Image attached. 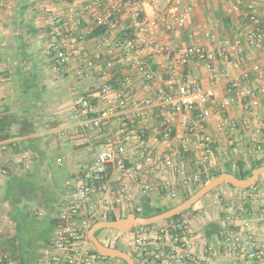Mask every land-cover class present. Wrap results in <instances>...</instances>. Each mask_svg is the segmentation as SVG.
<instances>
[{
  "label": "built area",
  "instance_id": "2783aa9c",
  "mask_svg": "<svg viewBox=\"0 0 264 264\" xmlns=\"http://www.w3.org/2000/svg\"><path fill=\"white\" fill-rule=\"evenodd\" d=\"M95 1L100 4L105 0ZM234 2L235 11L240 12L244 0ZM107 3L90 27L92 34L98 29L104 32L93 35L91 50L84 53L86 70L94 72L101 61H105L107 68H114L120 51L125 65L137 70L145 87L158 91L157 99L150 95L139 100L135 98V86L128 78L121 79L118 87L102 82L93 84L96 103L83 99L79 115L98 113L87 118L84 124L99 129L111 128L118 118L119 137L108 139L107 151L96 154L94 164L86 172L87 178H83L62 211V224L44 248L40 264H107V259L97 255L89 245L88 231L94 218L107 213L120 216L125 211L128 201L122 197L124 190L118 189L119 196L113 197L114 181L128 175L139 180L142 172L161 176L169 174L174 181L170 180L166 185L171 187L167 188L169 197L175 195L176 185L190 187L201 181L200 174L188 173L177 162L173 152L149 161L151 136L144 128L135 126L127 115V108L133 113H144L146 120L161 118L159 126L153 129L156 139L158 135L170 137V120L179 112L198 111V124L187 130L196 137L197 145L202 150V163L209 162L214 154V139L206 130L212 115L219 127L228 131L231 146H236L240 153L254 154L255 150L245 148L240 138L234 136L238 131L250 129V125L231 117L227 113L231 106L238 105L246 113L260 110L257 114L259 124L254 132L259 137V149L264 142V21L254 3L245 4V36L249 45L262 50L263 56L248 64L235 62L238 70L235 78L230 77L227 67L219 68L216 65L215 56L210 50L198 44H191L178 52L172 71L167 72L162 68L160 59L170 58L172 50L166 41L159 39V35L173 34L186 26L190 8L183 0H109ZM148 11L151 16L147 14ZM127 18L130 19L129 25L123 24ZM82 21V15L76 11L65 18H51V36L46 50L57 64H69L73 39L87 41L84 34L77 38L74 36ZM208 35L215 38L214 34ZM238 43L237 40H224L223 52ZM193 59L202 62L215 80L220 76L227 80L225 97L217 100L215 88L203 85L196 78L182 76L178 81L181 69ZM251 75L262 79L263 83L257 87H246L243 80ZM212 104L218 106L216 111L212 110ZM4 148L0 142V165ZM138 188L143 193H149L152 186L143 181ZM247 195L252 204L258 196L253 193ZM129 198L133 199L131 196ZM217 202L218 199L215 200ZM253 216L242 203L230 208L228 227L216 235L215 242L208 238L204 230L195 227L188 213L152 225L137 226L130 231L132 241L129 253L136 264H218L222 248L229 264H264V242L259 239L254 220L256 217ZM118 240L116 238L112 242Z\"/></svg>",
  "mask_w": 264,
  "mask_h": 264
},
{
  "label": "crops",
  "instance_id": "0c3cea01",
  "mask_svg": "<svg viewBox=\"0 0 264 264\" xmlns=\"http://www.w3.org/2000/svg\"><path fill=\"white\" fill-rule=\"evenodd\" d=\"M108 1L98 4L95 0H0V103L2 104L0 121L6 120L10 125L9 128L0 129L4 135L10 134L0 139L5 147L0 168L1 237L13 236L16 233L14 216H18L21 210L31 209L34 212L42 211L50 214L63 211L68 204L61 205V203L64 200L69 202L82 182L83 175L96 157V154L87 153L86 150L93 151L97 145L106 147L108 139L119 137L118 118L113 121L111 128L104 127V130L96 129L90 132L88 126L84 124L90 116L79 115L83 99H90L94 104L96 103L92 91L93 84L102 82L118 87L121 79L128 78L135 86V98L139 100L150 95L154 100L157 99L158 91L145 87L137 70L125 65L120 51L114 68H107L105 61H101L94 72L89 73L86 70L84 53L86 50H91L92 38L95 35L90 32V27ZM183 2L190 8L186 26L173 34L159 35V39L166 41L172 50L170 58L160 59V65L167 72L174 69L178 52L191 44H198L210 50L215 56L216 65L219 68L227 67L231 78L238 76L235 62L241 61L248 64L262 58V50L249 45L246 40L245 4L254 3L264 21V0H244L240 12L235 11L234 0H183ZM73 11L79 12L83 17L74 36L77 38L80 34H84L87 41L73 39L70 45V62L66 66H61L46 51L51 36V18H65ZM147 14L152 15L150 11ZM129 23L128 18L123 21L125 25ZM208 34H214L215 38L212 39ZM226 39L237 40L239 43L228 47L227 52H223V43ZM182 76L196 78L203 85L214 87L217 100L227 94V80L222 76L215 80L205 65L198 60L189 61L181 69L177 76L178 81L182 79ZM31 77L34 78L33 82L28 80ZM262 83L263 80L254 75L243 80L246 87H257ZM29 108H33L31 113L26 112ZM37 108L42 110V113L46 110L47 114L44 118L51 116V120L48 118L40 125L36 122V126H41L37 128L36 133L15 135L22 128L32 127L34 116H36L35 121L38 120V113L36 111L33 113ZM211 108L216 111L218 106L212 104ZM127 111L128 117L135 122V126L144 128L151 136L149 161H154L167 152H173L177 162L183 165L188 173H197L201 176L211 168L223 171L227 162L237 157L254 156L262 157L264 160V154H262L264 142L259 149V137L254 132L259 124L257 114L260 110L246 113L238 105L231 106L227 110L231 117L250 125V129L238 131L234 136L240 138L245 148L251 147L255 150L254 154L240 153L236 146H231L228 143V131L219 127L215 116L212 115L206 124V130L213 136L214 154L207 163H202V150L197 145L196 137L187 130L188 127L198 124V111L179 112L170 120V137L158 135L157 139L153 137V129L159 126L161 118L146 120L142 112L133 113L130 108H127ZM154 111L158 115V110ZM70 114L72 115L69 117ZM44 124H53L54 127L49 129ZM66 131L69 132L66 133ZM37 136L40 137L37 142L40 153L35 160V152L30 148L24 149V141ZM77 143L83 147L76 148ZM73 150L76 152L74 153ZM75 163H82L84 166L77 165L78 167L75 168L73 166ZM69 169L75 171H68ZM60 173L63 177H58ZM170 180L174 182L169 174L161 176L142 172L141 179L128 175L114 181L113 188L120 181L118 189L124 190V193L131 196L132 186L136 184L138 188V182H147L153 190L156 187L167 190L171 188L166 187ZM216 189H220L228 196V201L231 202L228 205L235 204L236 197L247 193V190L234 188L228 183L214 190ZM209 194L191 209L192 212L200 213L201 219L193 217L192 221L197 229L204 231L206 226H201V223H206L204 216L210 214L212 216L215 208L219 207L216 206L218 202L215 203L217 196ZM128 195L124 197L125 201H129ZM150 201L153 203L154 199L150 198ZM247 206V210L257 218H254L256 230L259 239L264 242L263 207H255L249 203ZM230 208L225 209L227 215ZM222 215L223 210L221 217L217 210L213 214L218 222L223 220ZM41 232L42 229H36L35 234L38 235ZM120 234L122 233L119 231L118 235ZM47 244L43 247L39 245L38 251L43 254ZM218 264H229V260L220 258Z\"/></svg>",
  "mask_w": 264,
  "mask_h": 264
},
{
  "label": "trees",
  "instance_id": "16d2710c",
  "mask_svg": "<svg viewBox=\"0 0 264 264\" xmlns=\"http://www.w3.org/2000/svg\"><path fill=\"white\" fill-rule=\"evenodd\" d=\"M102 32H104L103 29L101 30L98 29L95 35L101 34ZM53 60L55 61L54 58ZM32 110L33 108H29L26 112L31 113ZM35 111L38 113V117H37L38 120L35 121L36 116H34L32 127H29L28 129L22 128L18 130L15 133V135L24 136L27 134L29 135V134L36 133L37 128L41 127L39 125L41 124L42 121H45L48 118H50L49 120H51L50 115H49L50 117L48 118L46 117V119L44 118V116L47 114L46 110H43V113H42V110L37 108L33 111V113H35ZM71 115L72 114H70L69 117ZM96 115L97 113L95 112V113L89 114L88 116L93 117ZM36 122L39 123L38 126H36ZM44 125L45 126L47 125L49 129L54 127L53 124H44ZM9 126L10 125L7 124L6 120L0 121L1 130L2 128L3 129L6 127L9 128ZM88 129L90 132H94L96 129H99V128L88 126ZM99 130H104V128L99 129ZM68 132L69 131H66V133ZM6 135L9 136L10 134H6ZM6 135H4L3 131H0V139L5 138ZM39 140H40V137L37 136V137H30L29 139L24 141V149H28V148L32 149L35 152V160L38 156V153H40V149L37 145V142ZM76 145H75L76 148L83 147V145H79V143H77ZM40 158H42L41 155H40ZM261 166H264V160H262V157H254V156L239 157V158L237 157L235 160L231 162H227L225 169L223 171L216 170L211 175H206L203 173L201 183L199 184V186H197V190L201 188L208 180L218 176L222 172H231L239 178H247L253 174L255 169ZM1 167H2V164L0 165V168ZM83 178H87L86 173L85 175H83ZM258 183H259V180L256 182L255 185H257ZM119 184H120V181L116 183L114 187L119 186ZM229 185L232 186L231 184ZM162 191H165V190L163 189ZM190 195L192 194H187L183 198V201L188 199ZM65 203L69 204L67 200H64V202L61 203V205ZM194 205L192 207H194ZM174 206L175 204H172L169 206H163V207H159V206L155 207L154 204H152V202L150 201V199H145L139 204V206L133 207L128 212L125 210L124 212L120 214V216H116L113 213H107V214L98 216L92 220L91 226L97 221L115 220L118 217L124 218L130 213H135L138 216L149 217V216H153L161 212H164ZM192 207H190L188 210L192 209ZM188 210H186L185 212H187ZM185 212H182L181 214H178L170 219L176 218ZM61 213H62L61 210L55 213H51V214L44 213L42 211L34 212L31 209L30 210L26 209V211L21 210L20 214L18 213V216H14V219H15L14 223L17 229L16 233L13 236H8V237L0 236V264H40V260L42 258V252L38 251V247L39 245L43 247L47 243H49V240L51 239V237L54 235V232L56 231L55 229L61 226L62 224ZM36 229H42L41 234L36 235L35 234ZM103 230L104 229L97 231L96 236L98 237L99 233ZM206 231L208 234H210L211 232L209 228H207ZM102 242H104L107 246L120 248V247H117L115 244H113V242L111 243V241H106V242L102 241ZM92 249L96 252L97 255H99L100 257H104L95 249L93 245H92ZM105 258L107 260L108 259L121 260L118 258H111V257H105ZM121 261L127 264L125 261L123 260Z\"/></svg>",
  "mask_w": 264,
  "mask_h": 264
},
{
  "label": "rangeland",
  "instance_id": "374dc122",
  "mask_svg": "<svg viewBox=\"0 0 264 264\" xmlns=\"http://www.w3.org/2000/svg\"><path fill=\"white\" fill-rule=\"evenodd\" d=\"M28 80H29V82H33L34 78L31 77ZM31 92H33V91H31ZM258 144H260V143L258 142ZM260 149H261V147H260ZM262 150H263L262 151L263 153L262 152L261 153L264 154V143L262 146ZM86 151H87V153L90 152L92 154L103 153V152L107 151V147H105L104 145H97L93 151L92 150L91 151L86 150ZM73 152L75 153L76 151L73 150ZM64 164L65 163L62 161V165H64ZM93 164H94V159L92 160V163L89 165V167H91ZM77 165H80L81 167L84 166V164H82V163L81 164H79V163L73 164V166L75 168L78 167ZM55 167L58 168V166H55ZM216 170L217 169H215V168H213V169L211 168L207 172H204V174L211 175ZM68 171H75V170L69 169ZM60 176L63 177V175L61 173L58 174V177H60ZM57 179H61V178H57ZM201 180H202V175H201ZM140 183L141 182H138L137 185H139ZM200 183H201V181L195 185L190 186V187H184V186H177L176 185L175 195L170 196V197L168 196V191L166 189H165V191H162L161 189H158L155 186L156 189L153 190V187H152V189L149 191V193H143L142 189L136 188V184H134V187L132 186V190H131V197H133V199L128 201V203L125 207V210L128 212L133 207L139 206V204L144 199H150V198L154 199V202L152 204H154L155 207H157V206H159V207L169 206L172 204L177 205L178 203L183 201V198L187 194H193L194 192H196L197 186H199ZM130 184H132V183H130ZM244 190H247L246 191L247 193L245 195H241V196L236 197V200L234 201L235 204H231V205H228V203H231L230 201H228V198H227L228 196H226L224 192H221L220 189L213 190L210 193L211 195L213 194V195L217 196L218 203L216 204V206H219V207H216L215 209L218 211V214L220 215V217H221V213L223 210V215H222L223 220L222 221L218 222V221H216V219H214L213 214L216 213V210H215L214 213L212 214V216H210L211 214L209 216H206V215L204 216L206 218V223H201L202 224L201 226H203V227L206 226V230H207V228L210 229V231H211L210 234H208L207 231H205V232L209 236L208 238L210 240L212 239L213 242L216 241V235L228 227L229 220H228V215L225 213V209L230 208V207L232 208L236 204H240V203H242L246 209L248 207L247 203H249L250 205H253L255 207H259V208H262L264 206V181L262 178L259 180V183L257 185H254L253 187H251L249 189H244ZM113 192H114L113 197L119 196L118 186H115L113 188ZM249 193L258 194V196L255 197V201L253 204L250 203L251 201L249 200V197L247 195ZM123 194H124V196L121 195L123 198L126 195H128V193H124V192H123ZM135 202H139V204L135 205L134 204ZM196 210H198V209H196ZM185 213H188L189 216L191 217V219L193 217L194 218L197 217V219H201V215L197 211L195 213L194 211L192 212L190 209ZM118 233H119V231L114 230V229H104L103 231H101L99 233L98 238L101 241H105V242L111 241V243H112L113 239L119 238V240L116 242H113V244H115L117 247H120L123 250H127L128 252H130L131 251V241H132L131 232L130 231L129 232H121L122 234H120V235H118ZM89 245L92 247V244L90 243V241H89ZM220 258H222L225 261L227 260V257L224 255L222 248L220 249ZM107 264H125V263L122 262L121 260L108 259ZM137 264H139V263L137 262Z\"/></svg>",
  "mask_w": 264,
  "mask_h": 264
},
{
  "label": "water",
  "instance_id": "95a60500",
  "mask_svg": "<svg viewBox=\"0 0 264 264\" xmlns=\"http://www.w3.org/2000/svg\"><path fill=\"white\" fill-rule=\"evenodd\" d=\"M261 178L264 181V166L255 169L253 174L247 178H239L231 172H222L218 176L208 180L201 188L190 195L188 199L159 214L143 217L138 216L135 213H130L124 218H117L115 220H100L95 222L88 231L89 241L104 257L118 258L125 261L127 264H136L134 258L128 251L107 246L96 236V232L102 229H114L120 232H129L137 226L159 223L185 212L212 190L224 183L231 184L238 189H248L253 187Z\"/></svg>",
  "mask_w": 264,
  "mask_h": 264
}]
</instances>
